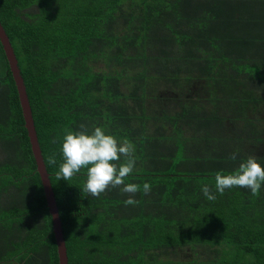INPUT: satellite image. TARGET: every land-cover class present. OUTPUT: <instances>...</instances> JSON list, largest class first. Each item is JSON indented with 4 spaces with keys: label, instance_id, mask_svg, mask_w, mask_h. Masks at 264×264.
<instances>
[{
    "label": "trees",
    "instance_id": "obj_1",
    "mask_svg": "<svg viewBox=\"0 0 264 264\" xmlns=\"http://www.w3.org/2000/svg\"><path fill=\"white\" fill-rule=\"evenodd\" d=\"M0 24L67 264H166L190 246L205 247L209 264H264V184L258 196L214 187L218 172L233 174L248 156L264 168V0H0ZM81 124L134 144L125 183L139 185L135 206L119 188L99 198L83 192L86 170L56 179L63 137ZM206 184L214 201L201 192ZM8 263L57 264L0 46V264Z\"/></svg>",
    "mask_w": 264,
    "mask_h": 264
},
{
    "label": "clouds",
    "instance_id": "obj_2",
    "mask_svg": "<svg viewBox=\"0 0 264 264\" xmlns=\"http://www.w3.org/2000/svg\"><path fill=\"white\" fill-rule=\"evenodd\" d=\"M80 131H67L61 144L63 162L60 164L56 179L71 180L75 175L86 170V182L83 192L99 198L109 189L119 188L128 198L124 200L125 206H135L138 201L134 199L139 190L135 183H125V179L134 171L136 158L135 146L128 140L119 142L114 136L105 133L102 127H95L91 133L84 124ZM55 143V139L52 141ZM229 159L235 161L237 153L230 154ZM48 164H56L55 153L48 157ZM215 192L223 195L226 190L242 187L250 190L253 196H258L264 184V168L257 162L256 157L248 156L239 163L237 170L230 175H215ZM145 195L151 193V186L143 184ZM202 194L209 201L217 197L209 185L201 188Z\"/></svg>",
    "mask_w": 264,
    "mask_h": 264
},
{
    "label": "water",
    "instance_id": "obj_3",
    "mask_svg": "<svg viewBox=\"0 0 264 264\" xmlns=\"http://www.w3.org/2000/svg\"><path fill=\"white\" fill-rule=\"evenodd\" d=\"M0 46L4 58L6 60L8 70L10 72V76L14 83L18 105L23 120V127L26 130V136L28 138L30 152L32 154L35 170L38 174V178L41 184L42 193L45 200V206L50 216L51 232L55 244L56 262L57 264H67L66 250H65L64 239L61 231L60 219L58 216L57 207L55 204V199L50 185L48 173L45 169L41 152L39 149V145L37 142V138L33 126V120L30 112V106L25 92V87L22 81V77L19 73L17 60L13 53L8 37L4 29L2 28L1 24H0Z\"/></svg>",
    "mask_w": 264,
    "mask_h": 264
},
{
    "label": "rangeland",
    "instance_id": "obj_4",
    "mask_svg": "<svg viewBox=\"0 0 264 264\" xmlns=\"http://www.w3.org/2000/svg\"><path fill=\"white\" fill-rule=\"evenodd\" d=\"M104 43H100L97 47L99 49H104L103 47ZM103 47V48H101ZM100 68L101 66L98 65ZM216 248H218L216 246ZM205 247H201V246H194V247H182V249H176V254L172 255L169 254L166 257H163V260H169L170 262L166 263V264H191V262H193V264H209L206 263L208 261H206V259H210L212 258V256L210 255L208 258H206V255L208 254V251H205ZM213 256H215L213 254Z\"/></svg>",
    "mask_w": 264,
    "mask_h": 264
},
{
    "label": "crops",
    "instance_id": "obj_5",
    "mask_svg": "<svg viewBox=\"0 0 264 264\" xmlns=\"http://www.w3.org/2000/svg\"><path fill=\"white\" fill-rule=\"evenodd\" d=\"M8 264H11V263H8Z\"/></svg>",
    "mask_w": 264,
    "mask_h": 264
}]
</instances>
